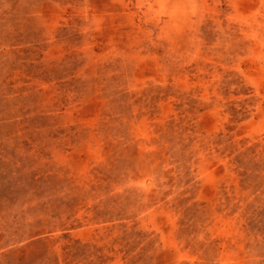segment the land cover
Instances as JSON below:
<instances>
[{
    "label": "rangeland",
    "instance_id": "374dc122",
    "mask_svg": "<svg viewBox=\"0 0 264 264\" xmlns=\"http://www.w3.org/2000/svg\"><path fill=\"white\" fill-rule=\"evenodd\" d=\"M0 264H264V0H0Z\"/></svg>",
    "mask_w": 264,
    "mask_h": 264
}]
</instances>
